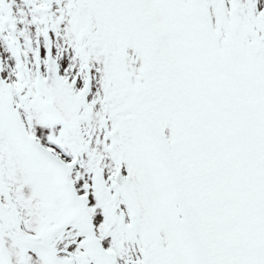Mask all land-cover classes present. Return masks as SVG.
<instances>
[{
    "label": "snow or ice",
    "instance_id": "1",
    "mask_svg": "<svg viewBox=\"0 0 264 264\" xmlns=\"http://www.w3.org/2000/svg\"><path fill=\"white\" fill-rule=\"evenodd\" d=\"M0 264H264V0H0Z\"/></svg>",
    "mask_w": 264,
    "mask_h": 264
}]
</instances>
